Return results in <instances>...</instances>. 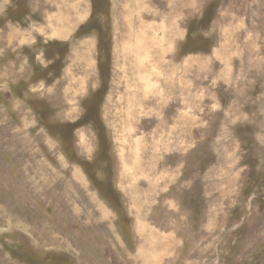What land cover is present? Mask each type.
Segmentation results:
<instances>
[{
    "label": "rangeland",
    "instance_id": "obj_1",
    "mask_svg": "<svg viewBox=\"0 0 264 264\" xmlns=\"http://www.w3.org/2000/svg\"><path fill=\"white\" fill-rule=\"evenodd\" d=\"M8 1L0 27L33 23ZM88 2L71 40L37 38L16 67L18 25L0 30V264H264V0ZM33 68L53 119L85 123L64 140L8 101Z\"/></svg>",
    "mask_w": 264,
    "mask_h": 264
},
{
    "label": "crops",
    "instance_id": "obj_2",
    "mask_svg": "<svg viewBox=\"0 0 264 264\" xmlns=\"http://www.w3.org/2000/svg\"><path fill=\"white\" fill-rule=\"evenodd\" d=\"M61 1V0H60ZM68 1L71 2V6L69 4L68 11L60 10L56 6L57 0H28V13L26 14V19L34 20L33 23L29 22L28 26L24 25H18L14 23L11 19L1 18L4 23H6L4 26L0 27V30L3 31H10L8 30L10 25L16 24L18 26H11V36L7 39V43L9 45V41H11L12 45L11 48L3 54L5 56L7 62H11V64L14 67H16V64L18 63V57H24L25 58V51L22 50V53L15 52L18 48H23L26 46H30L33 42L37 40V38H42L43 42L50 43L48 41H53L52 43H55V41H67L72 39V35L76 31L78 23L81 21H84L86 16L90 13V2L88 0H62L61 2ZM4 4V5H3ZM44 4V5H43ZM9 1L8 0H0V16H2V13L8 9ZM49 6V7H48ZM42 17L37 16L39 13H42ZM6 13V12H5ZM46 20L42 21L44 23H40L37 20ZM12 23H7V22ZM79 21V22H78ZM63 22V23H61ZM54 23V24H53ZM46 26V27H45ZM25 35L30 36L27 38V40H23ZM55 40V41H54ZM50 47V46H48ZM67 51V50H66ZM29 54V52H27ZM66 52L62 54L66 58ZM9 56H11L9 58ZM61 56V57H62ZM14 57V58H13ZM31 56H29L30 58ZM26 59V58H25ZM14 60V61H13ZM37 68H33L30 73V77L23 78L22 76L10 78L7 80L8 82V92L11 98H8L10 101L11 99H22L25 105L31 110L33 113V116L35 118V127L38 129H42L49 137L50 139H55L57 137L56 135V128L61 127L63 129L65 126H68L71 124L74 125L73 128H71V131L77 130L78 128L82 127L85 123H81L80 119L81 116L79 115V118H76L74 121H56L52 117V106L49 102L46 101V98L43 96H37L36 94H33L30 91L29 85L33 82L41 79L42 81L45 80L42 76L41 78H37L35 76L37 74ZM59 73V72H58ZM59 77V74L56 75V78ZM53 78V77H52ZM38 82V81H37ZM7 103V101H6ZM8 109V108H7ZM39 113H46L45 119H40ZM10 115L14 116V111L10 110ZM56 140V139H55ZM76 139L74 137V140L72 139L73 144L75 145ZM70 140H68V146L70 144ZM65 141L62 143H58V151L65 159V162L68 163L70 166L77 165L81 168V170L86 174V171L84 170L83 163H84V157L80 156L76 150L75 153H71L70 150L66 151L65 149Z\"/></svg>",
    "mask_w": 264,
    "mask_h": 264
},
{
    "label": "trees",
    "instance_id": "obj_3",
    "mask_svg": "<svg viewBox=\"0 0 264 264\" xmlns=\"http://www.w3.org/2000/svg\"><path fill=\"white\" fill-rule=\"evenodd\" d=\"M87 26H88V24L84 25L83 28H80L79 29V31H81V32L84 31L85 32ZM50 48H52V56L57 58V59H55L54 63L52 64L53 65V68H54V67H57L58 66L59 58L63 54L62 53L63 52L62 51L63 47L59 45V46H53V47H50ZM53 53H54V55H53ZM39 117H40V119H45L47 116H46V113H41V114L39 113ZM68 127H70V129H71V128L74 127V125L71 124V126L70 125L65 126L63 129H61V127L56 128V135H57V137H59L62 140H64L65 133H66L65 130H67V131L70 130V129H67ZM65 149H66V151L69 150L68 147H65ZM70 151H71V149H70ZM71 153H72V151H71ZM85 163L86 162H84L82 165L84 167V170L86 172H88L89 166H87V164H85Z\"/></svg>",
    "mask_w": 264,
    "mask_h": 264
},
{
    "label": "bare ground",
    "instance_id": "obj_4",
    "mask_svg": "<svg viewBox=\"0 0 264 264\" xmlns=\"http://www.w3.org/2000/svg\"><path fill=\"white\" fill-rule=\"evenodd\" d=\"M44 5V4H43ZM49 7V6H48ZM24 17V16H23ZM61 23H63V22H61ZM54 24V23H53ZM46 27V26H45ZM141 33H143L142 31H141ZM145 36V35H144ZM138 38H140V36L138 37ZM145 38V37H144ZM147 38V37H146ZM136 40H137V37H136ZM141 40H143V39H141ZM139 43V42H138ZM141 44H142V42H141ZM140 44V45H141ZM144 44V43H143ZM139 44H137V46H138ZM139 45V46H140ZM116 46V45H115ZM126 45H124V47H125ZM129 47V49L131 48L130 46H128ZM133 48V47H132ZM144 48V47H143ZM110 50V49H109ZM126 50V49H125ZM124 50V52H126L127 53V51H125ZM142 51V50H141ZM144 52V51H143ZM127 54H129V53H127ZM144 54V53H143ZM127 56V55H126ZM137 58V57H136ZM140 62H141V59H140ZM144 64V63H143ZM141 67V66H140ZM142 69V68H141ZM161 112V111H160ZM150 131H152V130H150ZM76 172V171H75ZM101 172V171H100ZM79 174V173H78ZM77 174V175H78ZM74 175V174H73ZM73 177V176H72ZM77 178H79V177H77ZM42 180V179H41ZM41 184V183H40ZM98 204V203H97ZM98 208H99V212H100V214H101V216L102 217H104V218H108V212H107V210L106 209H104L100 204H98V206H97ZM145 253V252H144ZM142 256H143V254H142ZM143 257H145V256H143ZM146 258H148V257H146Z\"/></svg>",
    "mask_w": 264,
    "mask_h": 264
}]
</instances>
